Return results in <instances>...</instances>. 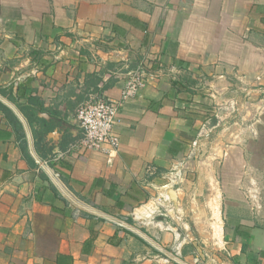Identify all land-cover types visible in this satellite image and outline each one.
Listing matches in <instances>:
<instances>
[{"label":"crops","instance_id":"crops-1","mask_svg":"<svg viewBox=\"0 0 264 264\" xmlns=\"http://www.w3.org/2000/svg\"><path fill=\"white\" fill-rule=\"evenodd\" d=\"M143 59L118 147L83 149ZM0 88L28 155L0 111V264H264V0H0Z\"/></svg>","mask_w":264,"mask_h":264},{"label":"built area","instance_id":"built-area-1","mask_svg":"<svg viewBox=\"0 0 264 264\" xmlns=\"http://www.w3.org/2000/svg\"><path fill=\"white\" fill-rule=\"evenodd\" d=\"M161 73H164L161 67L153 70L149 62L143 59L135 67L128 68L119 98L88 101L80 106L76 111V119L83 133L82 148L97 150L105 145L117 148L119 140L115 134V126L118 123L119 108L127 100L139 96ZM147 174L153 176L156 171L149 166Z\"/></svg>","mask_w":264,"mask_h":264},{"label":"trees","instance_id":"trees-1","mask_svg":"<svg viewBox=\"0 0 264 264\" xmlns=\"http://www.w3.org/2000/svg\"><path fill=\"white\" fill-rule=\"evenodd\" d=\"M106 89V87H102L100 89H93L91 90V94H92V99L91 101H97L99 99H104L102 97V93L104 92V90ZM0 94L3 96L5 94V92L0 88ZM28 106H19V111L21 112V114L24 116V118L26 119L27 123L29 125H32L33 121H37V123H43L40 119L35 118L36 116V112H35V105L33 103V101L31 100V102L29 101ZM33 106V107H31ZM42 109V108H41ZM0 111L4 114L5 119L9 122V125L12 127V129L15 131L16 133V139L20 142L21 141V152L23 154V156L28 157L27 155V147L25 146V143L23 142V138L24 135L22 134V125L21 123L17 120V118L12 114V112L6 108L5 106H3L0 103ZM49 129H45V130H39L38 133L33 132V147L35 152L37 153L38 157L45 161V157H46V151L44 149V141H45V136L46 133ZM45 150V151H44ZM63 182L65 183L66 180L65 178H63ZM130 223V221H129Z\"/></svg>","mask_w":264,"mask_h":264},{"label":"rangeland","instance_id":"rangeland-1","mask_svg":"<svg viewBox=\"0 0 264 264\" xmlns=\"http://www.w3.org/2000/svg\"><path fill=\"white\" fill-rule=\"evenodd\" d=\"M262 122L259 125V131H263L264 132V114L261 116ZM257 146H259L257 144Z\"/></svg>","mask_w":264,"mask_h":264}]
</instances>
